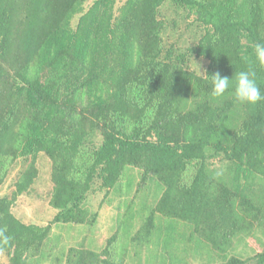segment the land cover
Here are the masks:
<instances>
[{"label": "trees", "instance_id": "obj_1", "mask_svg": "<svg viewBox=\"0 0 264 264\" xmlns=\"http://www.w3.org/2000/svg\"><path fill=\"white\" fill-rule=\"evenodd\" d=\"M87 1L0 0V186L16 160L28 161L11 197L0 198L6 264H27L54 224L91 226L97 213L85 201L96 180L108 193L128 170L139 177L134 196L143 188L154 196L136 211L129 201L117 233L139 224L131 241L140 244L165 231V250L179 222L222 264H264L263 242L252 257L226 260L235 239L264 236V100L240 103L231 88L215 97L210 78L248 70L264 94L254 55L264 43V0ZM166 3L194 16V45L165 41ZM191 58L207 61L209 77L188 68ZM39 154L51 163L57 211L43 227L11 210L37 178ZM124 183L128 192L133 181ZM116 238L99 253L69 249L66 264H123Z\"/></svg>", "mask_w": 264, "mask_h": 264}, {"label": "rangeland", "instance_id": "obj_2", "mask_svg": "<svg viewBox=\"0 0 264 264\" xmlns=\"http://www.w3.org/2000/svg\"><path fill=\"white\" fill-rule=\"evenodd\" d=\"M115 7L121 6L126 0H114ZM93 0L86 2V7ZM160 17L165 20L167 32L165 41L169 43H178L182 49L194 45L199 36V28L192 24L194 16L187 17L186 13L177 11L175 7L166 3L160 10ZM174 21V24H173ZM208 63L203 59L191 58L188 68L199 75H204ZM204 73V74H203ZM28 161L16 160L9 168L8 175L3 184L0 186V198H10L15 191V183L20 174L27 168ZM217 167V164H216ZM37 178L29 188L27 195L19 196L12 206L13 215L22 223L34 224L40 227L48 225L56 215L50 204V193L52 191V182L50 180L51 163L44 154H39L36 160ZM128 177V178H127ZM125 178V179H124ZM138 173L128 170L123 177L118 189L111 190L107 193L106 189H99L100 182L96 180L94 191L89 194L85 201V207L90 213H97V216L91 226L84 225H52L49 238L41 250L27 261V264H66L69 249L85 248L97 253L101 252L107 241L117 234L114 246V257L116 261L122 260L123 264H222L220 257L214 251L202 247L198 249L196 245L189 240L190 229L179 222H175L173 236L175 242L170 244V249L165 247L164 238L166 232L163 231L158 235L149 237L148 242H132L139 224L135 225L130 235L125 232H119L118 221L123 214L129 201H133V209L138 210L140 205H151L154 194L152 189L143 188L139 195L134 196L135 186L138 181ZM131 180L133 184L128 189L124 180ZM153 196L147 195V193ZM155 193V192H154ZM146 213V212H145ZM137 220L134 222L136 224ZM156 223L160 227H165L167 221L157 219ZM181 234H185L181 238ZM180 238V239H178ZM196 242L198 236L194 237ZM178 239V240H177ZM264 236L260 233L245 236L242 239L237 238L233 241L230 252L227 254L228 260L231 256L245 259L252 257L262 249ZM124 244V246H123ZM175 246V249H173ZM168 252L173 253L170 257ZM8 256L0 254V264H6Z\"/></svg>", "mask_w": 264, "mask_h": 264}, {"label": "clouds", "instance_id": "obj_3", "mask_svg": "<svg viewBox=\"0 0 264 264\" xmlns=\"http://www.w3.org/2000/svg\"><path fill=\"white\" fill-rule=\"evenodd\" d=\"M255 60L258 64L264 65V43H258L254 48ZM204 74V73H203ZM207 76L206 74H204ZM209 77V76H207ZM211 78L212 95L215 97H222L230 88L235 99L240 103L256 104L257 102L264 100V94L261 93V89L255 78V74L248 70H241L231 78L222 77L219 72H216ZM2 236L3 243L8 242V237Z\"/></svg>", "mask_w": 264, "mask_h": 264}]
</instances>
